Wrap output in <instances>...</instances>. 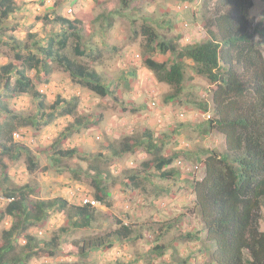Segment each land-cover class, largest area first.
<instances>
[{"label": "rangeland", "instance_id": "obj_1", "mask_svg": "<svg viewBox=\"0 0 264 264\" xmlns=\"http://www.w3.org/2000/svg\"><path fill=\"white\" fill-rule=\"evenodd\" d=\"M216 2L13 0L15 10L0 21V66L9 62L22 65L23 61L15 60L16 53L23 59L28 54L42 58L38 47L45 46L51 35L60 34L57 18L79 21V51L85 55L74 52L73 38L61 53L94 69L110 93L100 97L90 92L53 61L48 66L49 74L43 67L27 69L22 65L43 96V110L38 107L39 100L8 94L0 85V125L14 117V133L18 136L12 140L16 148L11 154L0 150V241L4 231L20 225L19 219L5 212L11 200L8 194L18 197L22 192L29 200L62 198L74 206L80 205L81 198L96 200L97 193L104 195L101 206L93 209L95 220L89 228L74 229L67 213L59 210L49 211L40 222L25 223L26 229L16 235L10 257L21 259L26 236H31L32 250L28 258L21 260L22 264L209 263L214 249L212 244L203 242L202 231L199 230L198 235L202 236H198L196 247H201L204 259H195L199 256L193 253L188 257L189 250L196 248L188 246L193 242L191 238L173 239L175 235L163 231L170 221L182 219L181 214L187 210L200 216L193 207L196 204L190 188L192 176L198 179L199 173L172 164L165 168L172 176L165 179L155 170V160L178 152L186 163L201 165L204 173L206 152L222 150L221 135L208 128V120L216 119L212 103L216 87L197 77L193 63L185 59V82L179 95L170 99L174 89L159 81L143 61L150 57L171 65L176 55L161 54L156 46L147 45L141 29L151 30L157 43L166 42L179 49L203 42L209 39L205 30L208 10ZM252 2L249 17L252 26H259L254 40L260 44L264 58V3ZM57 98L64 103L45 124L41 114H52L50 106ZM62 108L71 109V114H60ZM125 144L131 146V151L121 153ZM69 150L74 154H59ZM153 202L159 211L153 210ZM259 215V229L264 232V200ZM108 218L132 226L133 236L121 242L112 239L109 250L91 249L80 255V248L96 239L106 241V236L118 228ZM176 230L179 233L180 229ZM193 230L196 233L195 224ZM157 235L170 240L164 257L169 263L163 261L161 250L155 249L161 240Z\"/></svg>", "mask_w": 264, "mask_h": 264}, {"label": "trees", "instance_id": "obj_2", "mask_svg": "<svg viewBox=\"0 0 264 264\" xmlns=\"http://www.w3.org/2000/svg\"><path fill=\"white\" fill-rule=\"evenodd\" d=\"M122 1L126 3L127 0ZM261 2L264 3V0ZM252 7V0H217L209 8L205 24L209 39L182 49L166 42L157 43L156 35L151 30L141 29L147 45L156 46L161 54L176 55V61L171 65L156 62L150 57L143 61L144 66L159 81L174 89L170 99H174L182 90L185 59L193 63L192 68L197 77L216 87L212 99L216 119L208 120V128L215 129L221 135L222 150L206 152L202 162L203 178L193 179L190 183L200 213L203 242L212 244L214 249L208 257V264H264V232L259 229L260 205L264 200V58L260 44L254 40L259 26H252L249 17ZM14 10L13 0H0V21L7 19ZM57 21L61 24L60 34L51 35L45 40V46L38 47L42 58L28 54L23 59L16 53L15 60L23 61L22 65H26L27 69L43 67L46 74L50 73L49 63L56 62L72 80L90 92L100 97L108 96V87L102 85L101 77L94 69L78 64L61 53L69 39L73 38L76 42L74 52L85 55L79 51L80 22L64 18H57ZM22 65L9 62L0 66V85L8 94L29 95L39 100L38 107L43 110L44 104L40 101L43 96L35 89ZM62 103L64 101L57 98L50 106L52 114L42 112L45 124L49 123ZM59 113L69 115L71 109L62 108ZM15 130L14 117L0 125L2 153L11 154L16 148L12 142L17 135ZM148 138L150 143L151 135ZM130 151L131 146L125 144L121 153ZM59 154L66 157L73 155L74 151ZM177 157L178 152L156 157L155 170L160 171L162 178L169 179L172 176V172H166L165 168L171 166ZM133 179V176L130 177L129 183ZM8 197L11 200L5 212L19 219L20 225L2 233L0 264H22V259L29 257L32 250L31 236H26L21 259L18 256L10 257L16 235L26 229V224L40 222L49 211L59 210L67 213L74 229H86L95 220L93 209L100 207V202L104 201V195L98 193L95 195L99 203L97 207L81 203L79 206L70 205L62 198L29 200L22 192L18 197L14 194H8ZM108 222L118 228L106 236V241L96 239L80 248V255L91 249L109 250L113 247L112 239L121 242L133 236L132 226L124 224V221L108 218ZM19 226L21 232H18ZM155 249L162 250L157 246ZM48 254L53 255V252L49 251Z\"/></svg>", "mask_w": 264, "mask_h": 264}, {"label": "crops", "instance_id": "obj_3", "mask_svg": "<svg viewBox=\"0 0 264 264\" xmlns=\"http://www.w3.org/2000/svg\"><path fill=\"white\" fill-rule=\"evenodd\" d=\"M173 166V165H172ZM202 166H203V164H202ZM171 166H169V168H170ZM203 170H204V168H202ZM199 176H200V178H198V179H196V180H201L202 178H203V172H201L200 174H199ZM190 187V186H189ZM191 188V187H190ZM162 189V188H161ZM178 189V188H177ZM175 191H176V188H175ZM192 195H193V198H192V201L195 203V196H194V194H193V192H192ZM154 203H156V202H153V210L154 211H159L158 209H157V205L155 206L154 205ZM196 204V203H195ZM194 207V209L196 210V206H193ZM166 209V208H165ZM189 211V212H188ZM161 215H162V212H161ZM200 215V214H199ZM181 216L183 217L182 219L181 218H175L173 221H170L171 222V224L170 223H167L166 224V228H164V232L166 233H168L169 234V236H171V235H175L174 236V238L173 239H175V238H180V237H184V239H192L193 240V242H190V243H188V246L189 247H196V245H199V243L198 242H196V240L199 238L198 236L199 235H201V234H199L198 235V233H199V230L200 231H202L203 229H202V223H201V218H200V216H197V214H196V211H192V210H187V211H185V214H181ZM192 217H193V219L194 220H192ZM181 219V220H180ZM154 223L155 224H157L155 221H154ZM194 224H195V226H197V230H196V233H193V227H194ZM171 226V227H170ZM180 229L179 230V233H178V230H176V229ZM158 234H159V232H158ZM202 235H203V231H202ZM201 235V236H202ZM158 236H159V238L161 239V237H160V235H157V239H158ZM200 239V238H199ZM173 242V241H172ZM171 243H170V240H164L163 238L160 240V242H158L157 243V247H161L162 248V250H161V252H162V255H163V261L164 262H166V263H169V260L168 259H166V258H164V257H166L167 256V254H166V251H167V249H168V247L169 246H171L170 245ZM187 244V243H186ZM172 246H173V244H172ZM199 248H193L192 250L193 251H191V250H189V254H188V257H190V255L192 254V255H196V257H198V258H195V259H204V256L203 255H201V251H200V246H198ZM184 248H185V245H184ZM178 252H179V250H178ZM174 253V252H173ZM191 255V256H192ZM183 257H185V254H183ZM187 257V256H186ZM185 257V258H186ZM178 258H179V256H178ZM198 261V260H197Z\"/></svg>", "mask_w": 264, "mask_h": 264}, {"label": "built area", "instance_id": "obj_4", "mask_svg": "<svg viewBox=\"0 0 264 264\" xmlns=\"http://www.w3.org/2000/svg\"><path fill=\"white\" fill-rule=\"evenodd\" d=\"M153 105V104H152ZM208 119L210 118L209 115L206 116ZM18 138L17 135H15V139ZM175 165L180 168L181 170H186L187 172H192L194 171L198 174L200 172V166H192L188 163L183 158H178L175 161ZM83 205H90L91 207H97L99 203L95 200H89V199H83L81 202Z\"/></svg>", "mask_w": 264, "mask_h": 264}, {"label": "clouds", "instance_id": "obj_5", "mask_svg": "<svg viewBox=\"0 0 264 264\" xmlns=\"http://www.w3.org/2000/svg\"><path fill=\"white\" fill-rule=\"evenodd\" d=\"M209 119H210V118H209ZM178 158H182V157H178ZM178 158H177V159H178ZM177 159L174 160V162H173L174 165H175V161H176ZM175 166H176V165H175ZM176 167H177V166H176ZM177 168H178V167H177ZM179 169H180V168H179ZM203 171H204V170H203ZM200 173H201V165H200V172H199V174H200ZM192 178H193V179H196V178L193 177V176H192ZM83 199H85V198H81L80 203L82 202ZM86 199H87V198H86ZM89 200H91V199H89ZM95 201H96V200H95ZM81 204H82V203H81Z\"/></svg>", "mask_w": 264, "mask_h": 264}]
</instances>
